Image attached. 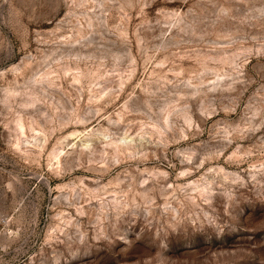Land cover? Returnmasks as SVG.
I'll use <instances>...</instances> for the list:
<instances>
[{
	"label": "rangeland",
	"instance_id": "374dc122",
	"mask_svg": "<svg viewBox=\"0 0 264 264\" xmlns=\"http://www.w3.org/2000/svg\"><path fill=\"white\" fill-rule=\"evenodd\" d=\"M0 264H264V0H0Z\"/></svg>",
	"mask_w": 264,
	"mask_h": 264
},
{
	"label": "bare ground",
	"instance_id": "6f19581e",
	"mask_svg": "<svg viewBox=\"0 0 264 264\" xmlns=\"http://www.w3.org/2000/svg\"><path fill=\"white\" fill-rule=\"evenodd\" d=\"M24 128V127H23Z\"/></svg>",
	"mask_w": 264,
	"mask_h": 264
}]
</instances>
